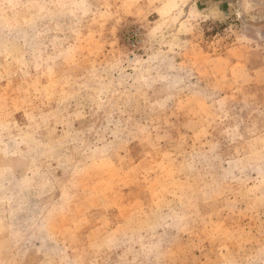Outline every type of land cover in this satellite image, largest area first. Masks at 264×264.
<instances>
[{
  "label": "rangeland",
  "instance_id": "rangeland-1",
  "mask_svg": "<svg viewBox=\"0 0 264 264\" xmlns=\"http://www.w3.org/2000/svg\"><path fill=\"white\" fill-rule=\"evenodd\" d=\"M0 264H264V0H0Z\"/></svg>",
  "mask_w": 264,
  "mask_h": 264
}]
</instances>
